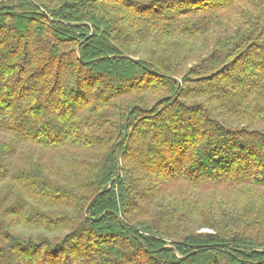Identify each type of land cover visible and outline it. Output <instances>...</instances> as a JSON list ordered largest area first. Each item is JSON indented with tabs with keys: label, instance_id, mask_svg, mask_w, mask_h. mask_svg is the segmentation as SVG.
<instances>
[{
	"label": "trees",
	"instance_id": "obj_1",
	"mask_svg": "<svg viewBox=\"0 0 264 264\" xmlns=\"http://www.w3.org/2000/svg\"><path fill=\"white\" fill-rule=\"evenodd\" d=\"M0 264H264V0H0Z\"/></svg>",
	"mask_w": 264,
	"mask_h": 264
}]
</instances>
